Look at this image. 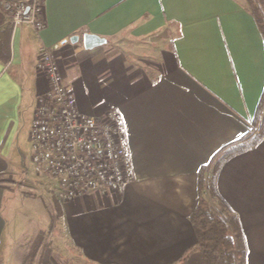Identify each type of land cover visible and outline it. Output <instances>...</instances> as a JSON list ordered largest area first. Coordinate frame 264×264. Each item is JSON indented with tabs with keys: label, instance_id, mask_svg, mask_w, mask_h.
<instances>
[{
	"label": "crops",
	"instance_id": "crops-1",
	"mask_svg": "<svg viewBox=\"0 0 264 264\" xmlns=\"http://www.w3.org/2000/svg\"><path fill=\"white\" fill-rule=\"evenodd\" d=\"M43 9L46 26L17 25L0 61V174L18 175L34 98L47 89L39 50L68 38L56 52L63 83L83 113L120 111L134 179L119 194L60 201L65 247L88 264H201L189 220L199 170L246 133L264 90L263 41L244 0H43ZM84 33L105 42L86 49ZM216 186L240 222L245 264H264V137L225 161ZM7 191L0 185V257L25 233L7 231Z\"/></svg>",
	"mask_w": 264,
	"mask_h": 264
},
{
	"label": "built area",
	"instance_id": "built-area-1",
	"mask_svg": "<svg viewBox=\"0 0 264 264\" xmlns=\"http://www.w3.org/2000/svg\"><path fill=\"white\" fill-rule=\"evenodd\" d=\"M1 7L13 29L28 24L39 32L46 26L43 0H4ZM68 43L62 38L42 45L38 53L35 67L47 89L33 103L28 133L32 170L45 185L43 194L61 202L90 193L119 194L134 179L123 116L116 108L99 116L79 110L56 60V52Z\"/></svg>",
	"mask_w": 264,
	"mask_h": 264
},
{
	"label": "trees",
	"instance_id": "trees-1",
	"mask_svg": "<svg viewBox=\"0 0 264 264\" xmlns=\"http://www.w3.org/2000/svg\"><path fill=\"white\" fill-rule=\"evenodd\" d=\"M0 0V61L10 56L12 23L2 9ZM244 8L253 17L264 46V0H244ZM264 137V90L255 117L246 133L236 142L224 146L198 173V201L189 216L201 264H245L246 244L240 222L220 198L216 186L217 175L230 157L257 145ZM58 212L59 207L55 208ZM53 246L46 231L39 229L20 264H54Z\"/></svg>",
	"mask_w": 264,
	"mask_h": 264
},
{
	"label": "rangeland",
	"instance_id": "rangeland-1",
	"mask_svg": "<svg viewBox=\"0 0 264 264\" xmlns=\"http://www.w3.org/2000/svg\"><path fill=\"white\" fill-rule=\"evenodd\" d=\"M18 158L14 170L18 175L6 178L5 174H0V185L7 186L11 191L6 192L3 200L7 231L22 225L25 233L14 243L13 252L8 249L0 257V264H16V261H21L39 229H44L47 238L52 242L56 264H88L78 257L74 248L65 247L67 239L62 232L61 218L55 211L60 201L56 197L52 198L51 194V198L48 194H43L45 185L33 172L30 163L28 138H23L22 154ZM14 225L16 226L12 227Z\"/></svg>",
	"mask_w": 264,
	"mask_h": 264
},
{
	"label": "water",
	"instance_id": "water-1",
	"mask_svg": "<svg viewBox=\"0 0 264 264\" xmlns=\"http://www.w3.org/2000/svg\"><path fill=\"white\" fill-rule=\"evenodd\" d=\"M79 39H80V36L74 35L70 38V42L76 43ZM81 41H82L84 48H86V49L93 48V47L98 46V45L105 42L104 39H102L96 35L88 34V33H84L81 36Z\"/></svg>",
	"mask_w": 264,
	"mask_h": 264
}]
</instances>
